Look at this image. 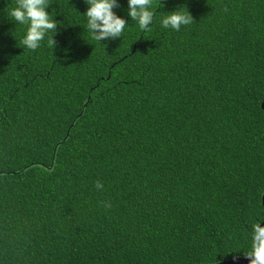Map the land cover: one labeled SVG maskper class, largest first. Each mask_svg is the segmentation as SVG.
Here are the masks:
<instances>
[{"label":"trees","instance_id":"obj_1","mask_svg":"<svg viewBox=\"0 0 264 264\" xmlns=\"http://www.w3.org/2000/svg\"><path fill=\"white\" fill-rule=\"evenodd\" d=\"M0 0V264H216L264 219V0H152L96 42L84 0L19 44ZM184 7L193 20L161 27ZM103 187L98 189L96 183ZM110 205V206H109Z\"/></svg>","mask_w":264,"mask_h":264},{"label":"clouds","instance_id":"obj_2","mask_svg":"<svg viewBox=\"0 0 264 264\" xmlns=\"http://www.w3.org/2000/svg\"><path fill=\"white\" fill-rule=\"evenodd\" d=\"M87 5L82 13L86 20V30L90 38L96 42H107L120 38L129 21L124 16L118 15L114 9L120 8V0H84ZM49 0H14L12 6L7 7L6 14L10 22L23 28V35L19 44L26 50L35 51L42 42L47 41V46L52 49L59 47L62 59L71 56V42L60 47L54 36L57 34L59 20L54 17L50 9ZM152 0H127V17L135 21L140 29L146 30L153 22ZM193 18L184 7L168 11L160 24L163 28L179 31L182 25H188ZM98 189L103 185L98 181ZM110 206V205H109ZM264 219H258L250 224L248 233V249L243 252L248 264H264Z\"/></svg>","mask_w":264,"mask_h":264},{"label":"water","instance_id":"obj_3","mask_svg":"<svg viewBox=\"0 0 264 264\" xmlns=\"http://www.w3.org/2000/svg\"><path fill=\"white\" fill-rule=\"evenodd\" d=\"M262 107H264V102L262 103ZM262 204L264 206V195L262 197ZM216 264H248V260L245 257H234L228 260L220 261Z\"/></svg>","mask_w":264,"mask_h":264}]
</instances>
